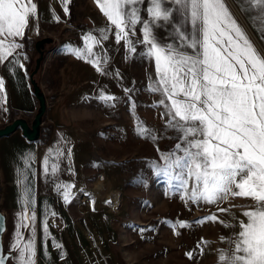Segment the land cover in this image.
Returning a JSON list of instances; mask_svg holds the SVG:
<instances>
[{"label":"snow or ice","instance_id":"snow-or-ice-1","mask_svg":"<svg viewBox=\"0 0 264 264\" xmlns=\"http://www.w3.org/2000/svg\"><path fill=\"white\" fill-rule=\"evenodd\" d=\"M96 2L114 26L116 42L123 41L129 52H136L134 43L145 45L143 55L155 62L157 86L152 90L164 97L159 104L166 109L162 114L167 117L166 127L180 133L176 150L162 157L163 174L177 181L176 186L194 202L217 203L229 194L254 202L243 213L247 222H240L231 256L221 254L220 264H264V50L254 46L225 0H148L147 19L140 7L145 0ZM239 3L242 12L251 13L250 22L264 38V0ZM36 14L34 0H0V63L22 47L17 41L25 37ZM176 14L182 17L179 24L174 23ZM138 25L142 40L134 42L130 37L136 35ZM161 28L170 29L168 40L157 35ZM84 39L83 49L69 51L107 74L103 67L107 58L93 51L99 41L91 34ZM100 39H108L104 30ZM3 87L0 80V92ZM101 99L109 102L115 97ZM56 170L54 165L52 173ZM62 187L68 202L71 185ZM23 202L30 204L29 194ZM34 221V214L22 212L17 228L32 227ZM22 239L18 230L11 245L18 254L16 264H33L34 239L21 243ZM0 264H5L3 259Z\"/></svg>","mask_w":264,"mask_h":264},{"label":"crops","instance_id":"crops-1","mask_svg":"<svg viewBox=\"0 0 264 264\" xmlns=\"http://www.w3.org/2000/svg\"><path fill=\"white\" fill-rule=\"evenodd\" d=\"M47 1V9L37 8L25 37L18 43L25 39L27 44V40L35 39L44 27H51L53 23L54 27L58 21L68 23L70 16L68 18L64 10L63 0ZM148 6V0L140 6L145 19L148 18ZM71 14L74 23L66 26L63 37L57 42L55 58L50 57L42 63L38 76L39 87L47 101L38 138L29 140L20 127L0 135V214L4 220L1 245L5 264H16L18 254L11 251V245L16 242L18 230L23 238L21 243L28 238L34 239L33 264H69L68 258L78 257L72 243L80 238L72 236L68 228L76 224L72 214L75 210L73 200L77 195H84L86 185H89L93 142L90 133L76 123L75 114L90 117L95 112L91 108L97 105L99 114L102 112L107 116L117 101L139 81V66H145L152 80L155 79L154 60L140 54V51L143 54L147 50L146 46L134 43L136 52H129L123 41L118 44L115 28L101 12L96 0H72ZM75 18L83 25H76ZM181 20L182 17L176 14L174 23L179 24ZM185 27L190 29V25ZM102 30L108 36L107 40L100 39ZM156 33L161 40H168L171 35L169 28L157 29ZM89 34L99 41L93 45V51L107 58V64L103 66L107 74L97 72L87 60L78 59L69 51L83 49L84 38ZM130 38L134 42L142 40L140 25L136 28V35ZM18 50L0 63V80L4 84L0 92V130L17 121H23L31 128L39 110L25 58ZM102 96H112L115 100L105 102ZM119 104L121 110V102ZM101 124L106 127V120ZM54 165L57 168L55 174L52 173ZM64 185H71L68 202L63 197ZM26 193L31 200L27 206L23 202ZM80 199L78 210L88 206L92 212L91 202L83 201L82 196ZM114 200H117L116 196ZM113 202L111 207L114 209ZM22 212L35 215L32 227L17 228Z\"/></svg>","mask_w":264,"mask_h":264},{"label":"rangeland","instance_id":"rangeland-1","mask_svg":"<svg viewBox=\"0 0 264 264\" xmlns=\"http://www.w3.org/2000/svg\"><path fill=\"white\" fill-rule=\"evenodd\" d=\"M232 1L264 50V38L257 25L250 22L251 13L241 11L239 0ZM47 2L36 0V8L46 10ZM65 7L68 18L70 16L67 24L58 21L55 27L54 23L44 27V31L35 39L27 40V44L22 40L18 50L36 86H39L42 63L50 57L55 58L57 42L63 37L66 26L74 23L72 0L64 3ZM76 8L78 6L73 10ZM78 20L75 24L82 26ZM41 39L48 41L36 49ZM140 54L146 57L141 51ZM138 71L139 81L117 101L107 116L99 114L97 105L91 108L95 112L90 117L75 114L76 123L92 137L93 158L85 194L73 200L75 210L72 214L76 224L68 229L72 236H79L80 241L72 243L78 257L71 256L68 263L220 264L221 254L231 256L241 230L240 222H245L243 213L251 210L254 202L230 194L228 199L217 203L194 202L176 186L177 181L163 174L165 161L162 157L176 150L180 133L166 127L167 117L162 116L166 109L159 104L164 97L152 90L157 86L156 70L153 80L145 66H139ZM104 120L106 127L101 124ZM142 129L144 135H141ZM148 132L155 139L146 138ZM175 174L173 169L172 175ZM191 186L189 180V191ZM234 191L239 190L234 188ZM81 196L83 201L91 202L92 212L88 206L78 210ZM115 196L118 203L113 209L111 203ZM210 217L216 219L213 221ZM182 223L186 226L180 227Z\"/></svg>","mask_w":264,"mask_h":264},{"label":"water","instance_id":"water-1","mask_svg":"<svg viewBox=\"0 0 264 264\" xmlns=\"http://www.w3.org/2000/svg\"><path fill=\"white\" fill-rule=\"evenodd\" d=\"M47 41H48L47 39H41L37 43L36 49H38L39 46L46 43ZM32 88H33L35 96L38 99L39 110H38V112L34 118V121L32 123L31 128L28 127V125L25 122L17 121L14 124H12L11 126H9L8 128H6L4 130H0V135L8 134L9 132L15 130L17 127H20L22 129L25 137H27L29 140H35L38 138V129L40 128V126L42 124V117H43V114L45 113L47 105H46L45 97L40 91V87L36 86L33 80H32ZM3 230H4V220H3V217L1 215L0 216V259H3L4 262H6V257L3 256L2 245H1V234H2Z\"/></svg>","mask_w":264,"mask_h":264},{"label":"bare ground","instance_id":"bare-ground-1","mask_svg":"<svg viewBox=\"0 0 264 264\" xmlns=\"http://www.w3.org/2000/svg\"><path fill=\"white\" fill-rule=\"evenodd\" d=\"M226 3L228 4V6L230 7V9L232 10V12L234 13V15H236L237 19L239 20V22L242 24V26L244 27L245 31L247 32V34L249 35V37L254 41V43L256 44V46L261 49L260 45L258 44V42L256 41L255 37L253 36L252 32L250 31L249 27L247 26V24L245 23V21L243 20V17L241 16L240 12L238 11V9L236 8L235 4L233 3L232 0H225ZM262 50V49H261ZM114 206H116L117 204V200H114L113 202ZM1 216V214H0ZM4 231V230H3Z\"/></svg>","mask_w":264,"mask_h":264},{"label":"built area","instance_id":"built-area-1","mask_svg":"<svg viewBox=\"0 0 264 264\" xmlns=\"http://www.w3.org/2000/svg\"><path fill=\"white\" fill-rule=\"evenodd\" d=\"M42 125V124H41Z\"/></svg>","mask_w":264,"mask_h":264}]
</instances>
